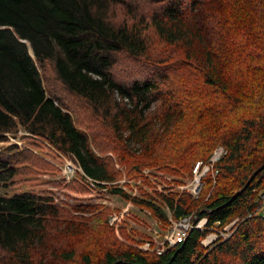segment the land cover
Returning <instances> with one entry per match:
<instances>
[{
  "label": "trees",
  "instance_id": "obj_1",
  "mask_svg": "<svg viewBox=\"0 0 264 264\" xmlns=\"http://www.w3.org/2000/svg\"><path fill=\"white\" fill-rule=\"evenodd\" d=\"M45 62L61 94L45 80ZM122 64L131 70L116 77ZM20 130L72 156L102 187L122 177L114 158L130 178L157 168L181 183L222 146L219 173L203 179L198 202L159 194L148 180L151 193L110 190L164 229L192 215L208 228L242 222L208 255L209 230L194 229L162 254L130 248L100 223L106 212L77 215L93 209L83 199L60 207L58 169L10 145L0 150V264H228L222 255L264 264V217L255 214L264 170L233 199L264 164V0H0V142ZM46 175L41 191L7 195ZM65 188L89 193L76 181Z\"/></svg>",
  "mask_w": 264,
  "mask_h": 264
},
{
  "label": "rangeland",
  "instance_id": "obj_2",
  "mask_svg": "<svg viewBox=\"0 0 264 264\" xmlns=\"http://www.w3.org/2000/svg\"><path fill=\"white\" fill-rule=\"evenodd\" d=\"M115 12L117 13V17L119 19L122 18L121 10L116 9ZM119 68V69H118ZM130 68H127L126 64H122V66L117 67L115 70L116 77H121V71L124 73V70H129ZM43 74L45 75V80L48 81L49 86L54 88L55 90H59L60 94L63 91V87L61 84L57 81L53 66L51 62H45L44 65L41 68ZM131 70V69H130ZM123 76V75H122ZM119 99V98H118ZM9 142L2 143L0 142V150L3 149V147H7L10 145H18L20 147V150H26L30 153L42 158L52 166L58 169V175H56L55 180L62 179L64 183V187L56 190L55 194V201L60 206L63 207L67 204L69 207L76 206V199H78V202L84 200V204H88L90 206H93L91 213L89 214H82L78 213L77 215H84L85 217H91L92 215H99L102 213H107V215H104L100 217L101 222L104 225H107L113 233L115 234V237L119 241V243L124 244L127 247L130 248H140L141 250L145 249L143 248L146 243H140L141 240L147 238L149 240H152L155 244L154 247L151 246V251L158 253L159 250L156 248H159L162 250L167 249V244H164L163 241V235L164 232L167 231L168 227L164 229L162 225L158 222V219L147 209L142 210L140 207L134 205L131 201L121 197L120 195L111 193L110 187L115 188H121L122 191L126 193H132L135 195L139 194L138 186H143L144 184L141 182L143 180H148L150 183H152L153 186L157 188V192L159 194H166L169 195L170 192H179V193H187L192 197L193 200H196V202L200 201V196L202 193L201 191L198 192L197 195H192V192L186 191V189H182L183 186H188L189 183L194 181L193 176L186 177L182 180L181 183H179L178 178L174 175L168 174L166 172H163L157 168H144L140 171L139 175L141 177L139 179H133L126 175V169L117 163L116 161V168L122 173V177L113 182V183H104L108 187H102L97 185L98 182H94L95 186H91L89 184H84L82 180H84V175L81 171H78V173L70 178L67 179L66 176L63 174V169L65 165V161L67 159L72 160L77 167L78 164L75 159L72 158L70 155H66L58 150L56 148H52L51 146L47 145V142L45 140H40L38 137H31L30 134L24 130H20L18 135L12 136L9 135ZM27 138H32L34 140H37L40 142V145L38 147L31 145L30 140ZM100 155V154H99ZM113 156L112 154H109ZM101 156V155H100ZM78 170V169H77ZM64 175V176H63ZM138 175V176H139ZM52 178V176H43L39 180L35 181H29L25 184H23L21 187L16 188H10L8 189L7 195H14L19 191H28L31 189H35V191L39 192L43 188L41 187V184L49 181ZM74 181H76L81 186H84L88 190V195L86 196H79L81 198H77L76 195H68L66 192L67 189L66 186L73 184ZM143 189L147 192H150V187L148 185H144ZM151 193V192H150ZM168 210V209H167ZM258 214V213H257ZM262 216V212L259 213ZM169 218H171L170 213H168ZM264 216V215H263ZM175 221V220H174ZM96 223V219L92 221V223ZM191 223L193 221H188ZM241 220L237 221V228L239 224L241 223ZM159 224V226L157 225ZM158 228V230H157ZM153 230H157L159 232L158 234H155ZM237 230V229H236ZM163 233V235H162ZM235 233V232H234ZM66 244H61V242H56L53 246L56 248H64ZM143 248V249H142ZM214 246L210 245L208 248H205L209 251H205L206 254L213 250ZM145 249L144 251H150ZM222 263H228V264H237L239 262L238 257L234 256H226L222 255L220 257ZM48 261H51L50 263L53 264H64L60 263L59 261H54L52 257L48 258Z\"/></svg>",
  "mask_w": 264,
  "mask_h": 264
},
{
  "label": "built area",
  "instance_id": "obj_3",
  "mask_svg": "<svg viewBox=\"0 0 264 264\" xmlns=\"http://www.w3.org/2000/svg\"><path fill=\"white\" fill-rule=\"evenodd\" d=\"M8 138L10 137L9 134H7ZM47 142V141H46ZM48 146H51V144H49L47 142ZM52 147V146H51ZM53 148V147H52ZM227 154V151L224 147L219 146L217 147L214 152L212 153V155L210 156V158L208 159L207 162L204 161H199L197 162V164L194 167L193 170V177H194V181L189 183L188 186H183L182 189H186V191L192 192V195H197L199 191H201L204 182L203 179L208 175L211 174L212 178L215 180L219 171L216 169V164ZM64 169H63V174L66 176L67 179H70L72 177H74L78 171H81L83 173V177L84 180L83 183L84 184H89L91 186H95L94 182H97L93 179H91L90 177H88L83 170L80 167H77V165L70 159H67V161L64 162ZM78 169V170H77ZM63 175V176H64ZM99 183H97L98 185ZM262 200V210L261 211H257L255 214H259L260 212H262L264 215V196H262L261 198ZM254 214V215H255ZM253 215H248V218L252 217ZM264 217V216H263ZM193 221L192 225L190 222L188 221ZM239 219L235 220L234 222H232L231 224H228L227 226L223 227V228H219V227H213V228H208L207 223L208 220L206 218H202L199 219L198 216H190L187 218H184L182 220L179 221H174V220H170L171 222V226L167 229L166 232H164L163 235V241L164 244H167L166 246L172 247L177 245L178 243L185 241L186 238L188 237V235L190 234L191 231H193L194 229L197 230H209L210 233L208 234V236L202 241V244L205 248H208V246L212 245L215 246L217 244H221L227 240H229L232 235L234 234V232L237 229V221ZM157 225L159 226V224L157 223ZM158 230V228H157ZM157 230H153V232L155 234L159 235V232ZM145 249L150 250L151 249V243L148 242L144 245ZM142 248V249H143ZM144 249V250H145ZM159 254H162L165 250L156 248Z\"/></svg>",
  "mask_w": 264,
  "mask_h": 264
},
{
  "label": "water",
  "instance_id": "obj_4",
  "mask_svg": "<svg viewBox=\"0 0 264 264\" xmlns=\"http://www.w3.org/2000/svg\"><path fill=\"white\" fill-rule=\"evenodd\" d=\"M264 170V164L257 170L255 171L252 176L249 178V180L247 181L246 185L244 186V188L242 190H240L239 192H237L233 199H235L236 197H238L243 191L246 190V188L250 185V183L253 181V179L257 176V174H259L261 171Z\"/></svg>",
  "mask_w": 264,
  "mask_h": 264
}]
</instances>
